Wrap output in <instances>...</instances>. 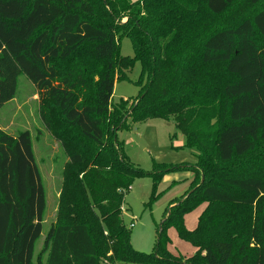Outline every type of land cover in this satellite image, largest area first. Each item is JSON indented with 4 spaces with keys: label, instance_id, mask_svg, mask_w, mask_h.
Instances as JSON below:
<instances>
[{
    "label": "trees",
    "instance_id": "trees-1",
    "mask_svg": "<svg viewBox=\"0 0 264 264\" xmlns=\"http://www.w3.org/2000/svg\"><path fill=\"white\" fill-rule=\"evenodd\" d=\"M237 1L109 0L100 25L82 0H0V108L23 75L39 103L57 111L67 130L59 141L70 164L82 167L34 254L46 198L31 136L0 129V264H101L102 233L122 264H264V144L253 155L264 141V9L220 26ZM123 38L131 57L119 54ZM137 63L143 92L129 108L111 103L115 84L128 81L122 69ZM127 120H172L197 164L144 173L117 140ZM87 146L89 157L78 151ZM179 169L198 184L167 212L154 252L135 251L123 195L149 177L153 200L164 175ZM202 206L187 230L184 216ZM169 229L192 255L169 252Z\"/></svg>",
    "mask_w": 264,
    "mask_h": 264
},
{
    "label": "rangeland",
    "instance_id": "rangeland-1",
    "mask_svg": "<svg viewBox=\"0 0 264 264\" xmlns=\"http://www.w3.org/2000/svg\"><path fill=\"white\" fill-rule=\"evenodd\" d=\"M82 1L93 12L94 18L91 22L103 25L109 0ZM262 9H264V1L250 4L249 0H238L227 13L217 19V23L220 26L233 25L244 17H252ZM126 21L127 17H122L121 23ZM116 45L119 46V54L122 57L132 56L133 51L129 39H118ZM122 72L126 74L128 81L115 84L110 102L116 104L125 100L129 108L143 92L141 86L135 84L140 79L141 68L137 63L129 72L124 69ZM95 81L96 79L93 78V82ZM44 118L48 124H45ZM0 129L12 136L28 131L31 136L32 149L46 198L42 235L34 249V254H37L42 247L49 226L56 220L60 195L68 189L70 191V185L73 182L81 181L82 177H77V173L82 170V167L70 164L59 141L62 133L67 130L64 129L57 111L51 104L39 103L36 90L23 75L18 77L17 90L13 99L0 108ZM117 140L123 143L124 153L129 161L146 174L170 167H195L198 162L195 152L184 146V138L175 129L172 120H148L142 123L127 120L126 127L118 131ZM263 144L264 141L258 143L254 156ZM89 150L87 146L78 151L89 157ZM90 155L93 156L94 152H90ZM254 163L261 164L257 159ZM261 167L264 178V164ZM195 180V175L187 170L179 169L168 172L158 185V196L155 195L156 198L154 197L153 200H151L153 183L149 177L136 179L132 183L129 191L122 197L120 212L123 224L130 230V244L135 251L144 254L154 252L161 222L170 208L193 192L199 182V179ZM200 210L201 207L190 215L184 216L186 228L195 227V217ZM253 215L255 213L252 211V217ZM167 236L171 241L169 245L171 254L183 258L193 254L192 247L180 241L174 229H169ZM98 242L101 264H122L112 252L114 242H111L105 233H102Z\"/></svg>",
    "mask_w": 264,
    "mask_h": 264
},
{
    "label": "crops",
    "instance_id": "crops-1",
    "mask_svg": "<svg viewBox=\"0 0 264 264\" xmlns=\"http://www.w3.org/2000/svg\"><path fill=\"white\" fill-rule=\"evenodd\" d=\"M205 209V206H202L201 207V210L199 211V212H197V215H196V217H195V227H193V228H186L187 230H189V231H192V230H194L195 228H196V225H197V221H198V217L200 216V214L203 212V210ZM196 211V210H195ZM194 212V211H193ZM193 212H191V213H193ZM191 213H189V214H187V215H190ZM186 215V216H187ZM185 220V219H184ZM184 224H185V221H184ZM186 227V226H185ZM168 250H169V247H168Z\"/></svg>",
    "mask_w": 264,
    "mask_h": 264
},
{
    "label": "built area",
    "instance_id": "built-area-1",
    "mask_svg": "<svg viewBox=\"0 0 264 264\" xmlns=\"http://www.w3.org/2000/svg\"><path fill=\"white\" fill-rule=\"evenodd\" d=\"M131 227H132V225H131Z\"/></svg>",
    "mask_w": 264,
    "mask_h": 264
},
{
    "label": "water",
    "instance_id": "water-1",
    "mask_svg": "<svg viewBox=\"0 0 264 264\" xmlns=\"http://www.w3.org/2000/svg\"><path fill=\"white\" fill-rule=\"evenodd\" d=\"M160 228V227H159Z\"/></svg>",
    "mask_w": 264,
    "mask_h": 264
}]
</instances>
